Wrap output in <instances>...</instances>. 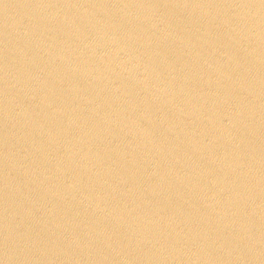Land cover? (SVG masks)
Returning a JSON list of instances; mask_svg holds the SVG:
<instances>
[{"label": "water", "instance_id": "water-1", "mask_svg": "<svg viewBox=\"0 0 264 264\" xmlns=\"http://www.w3.org/2000/svg\"><path fill=\"white\" fill-rule=\"evenodd\" d=\"M0 264H264V0H0Z\"/></svg>", "mask_w": 264, "mask_h": 264}]
</instances>
